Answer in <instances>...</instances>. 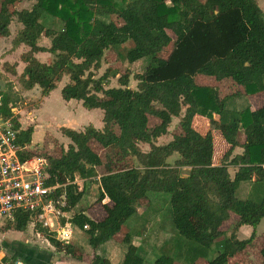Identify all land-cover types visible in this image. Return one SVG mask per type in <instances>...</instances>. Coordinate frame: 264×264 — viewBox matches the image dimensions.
Here are the masks:
<instances>
[{
    "label": "trees",
    "instance_id": "1",
    "mask_svg": "<svg viewBox=\"0 0 264 264\" xmlns=\"http://www.w3.org/2000/svg\"><path fill=\"white\" fill-rule=\"evenodd\" d=\"M23 1L0 0V36H10L16 19L22 29L14 47L30 48L21 57L26 63L19 77L23 89L39 86L42 97H48L68 76L70 81L61 91L63 100L81 101L84 108L104 114L101 130L93 125L82 131L62 128L70 144L67 149L60 146L59 155L33 151L27 155L46 158L47 185H66L56 194L66 193V213L85 199L86 182L99 183L97 202H110L104 205V218L95 220L81 211L73 219L89 245L96 250L112 240L137 213L138 205H151L150 194H156L169 197L171 221L179 238L177 256L163 255L155 264H195L209 256L221 238L218 255L207 264H228L242 254L255 230L246 240H239L237 231L243 225L256 229L264 219V194L258 201L237 197L244 182L264 185V106L254 111L230 109L229 97L221 99L216 88L199 85L196 76L231 79L245 96L264 92V12L258 0H29L34 2L31 9L19 10ZM45 15L61 21L62 28L45 26ZM44 37L51 39L49 48L40 46ZM128 43L132 44L126 54L130 63L148 61L134 76L137 87L129 86L127 76H120V87H107L112 71L101 78L92 71L101 69L108 51ZM170 48L164 58L162 54ZM41 52L54 59L49 64L40 62L35 54ZM0 94L4 113L12 115L8 106L17 100L8 92ZM179 117L176 130L170 133L173 119ZM151 118L158 122L149 129ZM197 118L217 119L231 147L220 165L213 161L212 129L201 132L194 124ZM17 127L21 128L18 122ZM33 133L32 126L21 130L19 143L31 146ZM170 135L167 144H156ZM92 140L106 151L105 159L91 148ZM140 144H148L149 150L143 151ZM236 148L242 153L234 155ZM175 154L179 158L172 165L168 160ZM230 167L236 169L234 176ZM99 168L103 169L100 176ZM77 180L83 181L82 188ZM232 214L240 221L226 233L222 226ZM29 221L28 214L19 215L9 228L23 232ZM42 233L49 235V243L58 251L81 257L72 243ZM122 249L123 264H145L131 234L124 237ZM93 264L111 263L95 256Z\"/></svg>",
    "mask_w": 264,
    "mask_h": 264
},
{
    "label": "rangeland",
    "instance_id": "2",
    "mask_svg": "<svg viewBox=\"0 0 264 264\" xmlns=\"http://www.w3.org/2000/svg\"><path fill=\"white\" fill-rule=\"evenodd\" d=\"M258 2L264 12V0H258ZM0 10H2L1 6ZM105 21H108V19L106 18ZM42 22L45 26L53 27L56 29H60L63 26L61 21L56 20L48 15H45L42 18ZM119 24H122V22L119 21ZM130 47H132V44L128 43L126 45L117 47L113 51H108L102 61L101 69L98 71H92L95 78H101L110 69L112 73H116V76H113L112 73L109 74V84L107 87H120V76H127L129 78V86L136 89L137 81L134 79V76L136 73L144 70L148 61L146 59H143L135 63H130L126 58L127 51L128 49H130ZM170 51L171 48L166 49L162 56L164 58H167L170 54ZM203 78L214 79L216 81L214 77L198 75L196 76V82L198 84H201ZM16 81L18 82V78L16 79ZM65 81L66 83L70 81L68 76L64 77V82ZM10 85L11 84H9V86ZM225 88L228 87L226 86ZM7 92L10 93L13 99L17 100V107L22 111V115H18V118L21 119L22 117L20 122H23L26 127L32 126L35 130V134L33 135L32 141V146H35L34 148H32V151L35 154L39 152H48L52 155H59L61 152L60 146L67 149L69 140H67V138L62 135L61 128L71 127L74 129V127H78L77 122L80 120V117H83L81 124L82 128H85L87 125H93L96 127L99 126L100 123H102L101 116H99L97 113L93 114L92 110L84 108L80 101L71 100L70 102H67L63 100L61 97V91L59 89L53 91L48 98H42L41 90L39 87H37L33 90V92H30L24 97L20 95V92L14 89L13 84L11 85V89L10 87L7 88ZM234 92L230 91L227 92V94H234ZM240 92L243 91L240 90ZM263 96L264 95H261L262 98H257V96H255L254 98L251 97V100L245 95L244 97L238 99L235 97H229L228 107L234 110H243L246 108L255 109L264 106ZM1 111L4 115H6L4 113L3 107H1ZM95 111L103 113V111L100 109ZM81 112L86 113V115H83ZM35 115H37V119L36 117H34ZM180 120L181 117L173 119V123L170 128V133L176 130ZM157 122L158 121L156 118H151L149 122V129H152ZM37 125L38 128L36 129ZM206 126L208 128H211L212 132L216 136L218 134L219 136H221V129L217 121H208V124ZM207 129L199 130L204 133L208 131ZM44 131H47L45 135H43ZM115 131L118 132V129L115 128ZM218 138L219 137H217V140L214 141V144L216 145V155H218L221 149ZM171 140V135L163 136L156 141V144H167ZM244 140L245 135L242 132L240 135V141L244 142ZM90 146L97 154H99L103 159H105L106 151L96 141L92 140L90 142ZM140 147L143 151L149 150L148 144H140ZM239 149L240 148H236L233 154L236 155V151L238 152ZM178 158L179 155L175 154L174 156L169 158L168 162L173 165ZM221 163L222 159L220 160L219 165ZM230 168V174L231 176H234V172H236V169H234L233 167ZM102 170V168L98 169L99 176L102 174ZM81 181L82 180L78 181L79 183H81L80 188L83 187V183ZM250 185H252L251 181L242 183L240 188L238 189L237 197L241 199H251L255 201L260 200L263 195L260 197L256 195L259 192V188H262L264 190V185L258 184V188L256 187V189H254V193L251 194L252 196L248 195L250 193L248 191V187ZM86 186L89 187L88 194L86 195L85 199L80 203V205L75 208L74 211L69 213V215L73 216L74 214H77L81 211H85L88 217L95 220H101L105 216L104 205L110 204L109 199H105L101 203L97 202V199L99 197L98 182L91 180L89 182H86ZM168 198L169 197L167 195L150 194L151 205L148 206L144 202L140 203L137 207V213L125 223L121 232L115 235L112 240H110L109 242L102 245L96 250L89 245L86 233H84L80 228L74 225L73 228L75 233L74 239L71 241V245L74 246L75 251L81 256L78 259L84 260L85 262L93 263L95 256H101L102 258L113 257L115 259L118 256L124 255L122 249V241L127 234H131V236L133 237V241L136 243V245H138L137 247L139 248V253L144 258L145 264H155V261L163 255L172 256L173 248L170 247L172 242L167 244V236H172V238L174 236V238H176L175 236L177 235V232H175L172 225ZM235 216L238 218L237 215ZM232 217L234 218V216ZM234 223L235 221L229 222L228 224L226 223L223 231H225L226 233H231L234 227ZM8 224L13 226V220L0 221V238L4 237V249H2V256L4 258L6 257L7 259H10V257L12 256L13 261L10 262H20V257L17 256L16 253H18L19 255L23 253L25 256H28V250L32 249L31 246L39 248L40 251L43 250L40 248H44V246L47 244L49 235L34 232L31 226H27V229L23 231L22 234H20L18 232L10 230V228H7L6 226ZM198 226L200 227V229H202L200 223H198ZM261 229L264 231V221L262 223ZM177 237L179 238L178 235ZM222 240H224V238H221L216 241V243L213 245L212 250L209 253V256H207L206 258H200L198 259L199 261L196 260V262H198H195V264H207V262L214 259L218 255L217 243ZM262 240L263 239L258 238L257 242L262 243ZM6 250L8 252H6ZM69 258L71 259V257ZM21 262L23 264H26L22 260Z\"/></svg>",
    "mask_w": 264,
    "mask_h": 264
},
{
    "label": "built area",
    "instance_id": "3",
    "mask_svg": "<svg viewBox=\"0 0 264 264\" xmlns=\"http://www.w3.org/2000/svg\"><path fill=\"white\" fill-rule=\"evenodd\" d=\"M1 107L3 96L0 94V221L13 220L15 224L19 215L28 214V226L34 232L46 231L58 241L71 244L74 215L63 211L66 193L56 197L58 190L66 185H47L46 158L38 155L27 157L32 148L18 141L21 128L17 127L16 115L13 112L12 115H4ZM76 183L81 184L78 180ZM88 228V225L84 226L85 230ZM3 246L4 237L0 238V264H9L2 256Z\"/></svg>",
    "mask_w": 264,
    "mask_h": 264
},
{
    "label": "crops",
    "instance_id": "4",
    "mask_svg": "<svg viewBox=\"0 0 264 264\" xmlns=\"http://www.w3.org/2000/svg\"><path fill=\"white\" fill-rule=\"evenodd\" d=\"M33 4H34L33 1L24 0L18 6V9L19 10H23V9L29 10V9H31ZM13 27H14V29H13ZM21 29H22V25L16 19H14V21L10 25V33H11L10 36L9 37H1L0 36V93H3V92L7 93V88L9 87V84H11V85L13 84L14 89L16 91L20 92V95H22L24 97V96L28 95L30 92H33V90L36 89L39 86H36L33 90L26 91V90L23 89V87H21L22 85L19 82V77L21 76V74L23 73V71H24V69L26 67V63H24L21 60V57H22L23 54H25L28 51H30V48L28 46H26L25 44H21L18 47H14L13 41H14L18 31H20ZM50 45H51V39L50 38L44 37L41 40V42H40V46H43V47H46V48H49ZM35 57L40 62L45 63V64H49L54 59V56L52 54L48 53V52L37 53V54H35ZM14 70H15V73H14ZM17 78H18V82L16 81ZM68 83H66V81L64 82V79H63V81L59 84V87L56 90L59 89L60 91H62L63 87L66 86ZM11 85H10V87H11ZM199 85L216 88L218 90V92H219V95H220L221 99H225V98H228V97H235V98L238 99V98L244 97V95L242 94L243 92H240V90L243 91L242 88L236 82H234L231 79H224L222 81H217V80L215 81L214 79L203 78L202 79V83L199 84ZM226 86L228 88H225ZM40 90H41V88H40ZM230 91H232V92L235 91V92H234V94H231V93L227 94V92H230ZM261 95H264V92L256 94V95H252V96H247V98H249L251 100V97L254 98L255 96H257V98H258V97H261ZM48 97H42V98H48ZM263 99H264V96H263ZM68 102H70V101H68ZM17 106H18L17 102H11L8 107L11 109V112H13L16 115L17 120L20 123V126L22 125L21 126V130H26L28 127H26L23 124V122H20L22 117H21V119L18 118V115H22V111L20 109H18ZM261 107H263V106H261ZM261 107H258V108H255V109L252 108L251 110L254 111V110H257V109H259ZM95 110H98V109L92 110L93 111L92 113L93 114L97 113L102 118V121H101L102 123H100L99 126H96L97 129L101 130V129L104 128V126H103L104 114L100 113L99 111H95ZM81 113L83 115H86V113H83V112H81ZM34 117H36V119H37V115H35ZM82 119H83V117H80V120L78 119L79 120L77 122V126L78 127H74V130L77 129V131H82L88 126L87 125L85 128H82V126H81ZM84 120H87V119H84ZM208 121L209 120H207L205 118H197L195 120L194 124L197 127H199V129H204L205 130V129L208 128L206 126L208 124ZM215 121H217V119H215ZM37 128H38V125L36 126V129ZM63 128H71V127H63ZM71 129H73V128H71ZM46 133H47V131H44L43 135H45ZM34 134H35V130H34L33 135ZM62 135H63V133H62ZM220 135L221 136H219V134H218L216 136L213 133V136L215 137L214 141L217 140V137H219L218 140H219L220 146H221V149H220V151L218 153L219 156H218V155H216V145L214 144V160L213 161H214L215 165H219L220 160L223 158V156L226 154V152L229 151V149L231 148L230 145L224 139L222 133ZM67 140H69V139L67 138ZM69 144H70V140L68 142V145ZM32 147H35V146H32ZM241 153H242V149H239L238 152L236 151V154H241ZM81 182L83 183V181H81ZM251 183H252V185H250L249 187H252V186H254V187H252V188L248 187V191L250 192L248 195H250V196H252L251 194L254 193V189H256V187L258 186V184L255 183L254 181H252ZM250 189H251V191H250ZM258 191L259 192L257 193L256 196H258V197L262 196L264 190L262 188H259ZM232 216H234V218ZM234 221H235V223H234L233 230L236 228L237 224L239 223L240 218L239 217L237 218L235 216V214H232L231 218L227 222H225L223 224L222 231L224 230V227H225L226 223L228 224L229 222H234ZM263 221H264V219L261 221V223L257 226L256 229H254L253 227H251L249 225H243V226H241L239 228V230L237 231V237H238L239 240L249 239L252 236L254 230H255V237H254L252 243L247 246L245 251L242 254H240V256H236L234 258H231L229 260L228 264H264V258H263V255H262V251L264 250V231L261 229ZM15 232H18V231H15ZM18 233L22 234V232H18ZM74 233H75V231H74ZM175 237L176 238H174V236H173V238H174L173 239L172 236L171 237L167 236V239H168L167 240L168 241L167 244L172 242L170 247L173 248V251H172L173 255L172 256H174V257L177 256L175 243L178 240L177 235ZM258 238L263 239L262 243L257 242ZM14 241H16V240H14ZM134 245H136V243ZM136 246H138V245H136ZM31 248H32L31 250H28L29 251V255L28 256H25L23 253L21 255L16 253L17 256L20 257L19 258L20 262L22 260L26 264H93L91 262H85L84 260H80V259L74 258L72 256H69V255L65 254L64 252L58 251L48 241H47V244L44 246V248H40V249H43V250L39 251V248H35V247H32V246H31ZM3 249H4V246H3ZM27 249H28V247H27ZM6 252H8V251L6 250ZM69 257H71V259ZM117 258H118V261H117ZM124 258H125V254L122 255V256H118L115 259L113 257L106 258V259H108L111 264H123ZM6 259L7 258L5 257L4 261ZM8 261H13L12 256L10 257V259H8Z\"/></svg>",
    "mask_w": 264,
    "mask_h": 264
},
{
    "label": "water",
    "instance_id": "5",
    "mask_svg": "<svg viewBox=\"0 0 264 264\" xmlns=\"http://www.w3.org/2000/svg\"><path fill=\"white\" fill-rule=\"evenodd\" d=\"M32 148H34V147H32Z\"/></svg>",
    "mask_w": 264,
    "mask_h": 264
}]
</instances>
